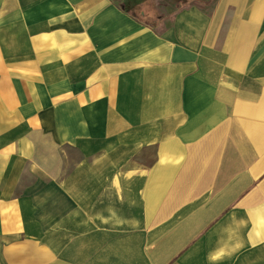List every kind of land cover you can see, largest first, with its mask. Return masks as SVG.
<instances>
[{
	"label": "crops",
	"instance_id": "1",
	"mask_svg": "<svg viewBox=\"0 0 264 264\" xmlns=\"http://www.w3.org/2000/svg\"><path fill=\"white\" fill-rule=\"evenodd\" d=\"M141 13L0 0V264H264V0Z\"/></svg>",
	"mask_w": 264,
	"mask_h": 264
},
{
	"label": "rangeland",
	"instance_id": "2",
	"mask_svg": "<svg viewBox=\"0 0 264 264\" xmlns=\"http://www.w3.org/2000/svg\"><path fill=\"white\" fill-rule=\"evenodd\" d=\"M210 0H118L125 8H131L137 15L145 11L149 22L156 21L158 16L172 14L177 7L184 5H205Z\"/></svg>",
	"mask_w": 264,
	"mask_h": 264
},
{
	"label": "trees",
	"instance_id": "3",
	"mask_svg": "<svg viewBox=\"0 0 264 264\" xmlns=\"http://www.w3.org/2000/svg\"><path fill=\"white\" fill-rule=\"evenodd\" d=\"M128 10H131V8H128ZM139 15L142 16V13H140Z\"/></svg>",
	"mask_w": 264,
	"mask_h": 264
}]
</instances>
